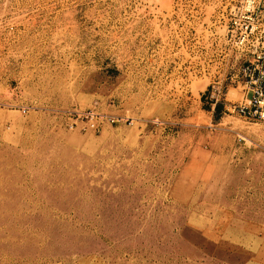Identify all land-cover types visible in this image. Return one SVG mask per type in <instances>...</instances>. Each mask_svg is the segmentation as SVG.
Instances as JSON below:
<instances>
[{
    "label": "rangeland",
    "instance_id": "1",
    "mask_svg": "<svg viewBox=\"0 0 264 264\" xmlns=\"http://www.w3.org/2000/svg\"><path fill=\"white\" fill-rule=\"evenodd\" d=\"M231 1L0 0V264H264Z\"/></svg>",
    "mask_w": 264,
    "mask_h": 264
},
{
    "label": "built area",
    "instance_id": "2",
    "mask_svg": "<svg viewBox=\"0 0 264 264\" xmlns=\"http://www.w3.org/2000/svg\"><path fill=\"white\" fill-rule=\"evenodd\" d=\"M258 9L257 0H232L230 4L226 39L229 46L242 53V62L231 81L242 85L243 97L225 104V110L264 122V37L259 41L254 35ZM223 94L220 82L212 85L209 99L213 109Z\"/></svg>",
    "mask_w": 264,
    "mask_h": 264
},
{
    "label": "trees",
    "instance_id": "3",
    "mask_svg": "<svg viewBox=\"0 0 264 264\" xmlns=\"http://www.w3.org/2000/svg\"><path fill=\"white\" fill-rule=\"evenodd\" d=\"M221 103H218L217 105H216V107H215V109H216V111H217V113H220L221 112Z\"/></svg>",
    "mask_w": 264,
    "mask_h": 264
},
{
    "label": "crops",
    "instance_id": "4",
    "mask_svg": "<svg viewBox=\"0 0 264 264\" xmlns=\"http://www.w3.org/2000/svg\"><path fill=\"white\" fill-rule=\"evenodd\" d=\"M212 109H213V107H212Z\"/></svg>",
    "mask_w": 264,
    "mask_h": 264
}]
</instances>
